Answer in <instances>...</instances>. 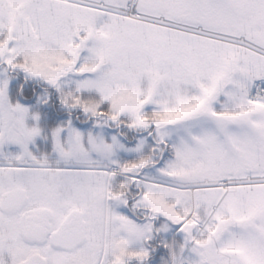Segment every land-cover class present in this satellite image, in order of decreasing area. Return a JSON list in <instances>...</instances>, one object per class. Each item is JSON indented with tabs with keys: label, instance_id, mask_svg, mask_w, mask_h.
Instances as JSON below:
<instances>
[{
	"label": "snow or ice",
	"instance_id": "1",
	"mask_svg": "<svg viewBox=\"0 0 264 264\" xmlns=\"http://www.w3.org/2000/svg\"><path fill=\"white\" fill-rule=\"evenodd\" d=\"M0 264H264V0H0Z\"/></svg>",
	"mask_w": 264,
	"mask_h": 264
}]
</instances>
